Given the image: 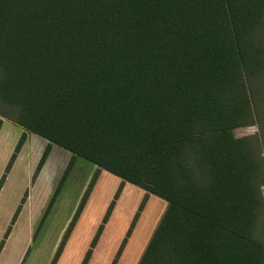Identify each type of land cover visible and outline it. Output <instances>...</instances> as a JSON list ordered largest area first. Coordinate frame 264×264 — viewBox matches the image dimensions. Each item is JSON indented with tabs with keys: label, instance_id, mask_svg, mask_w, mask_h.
Here are the masks:
<instances>
[{
	"label": "trees",
	"instance_id": "trees-1",
	"mask_svg": "<svg viewBox=\"0 0 264 264\" xmlns=\"http://www.w3.org/2000/svg\"><path fill=\"white\" fill-rule=\"evenodd\" d=\"M0 114L166 201L136 264H264V0H0Z\"/></svg>",
	"mask_w": 264,
	"mask_h": 264
},
{
	"label": "rangeland",
	"instance_id": "rangeland-1",
	"mask_svg": "<svg viewBox=\"0 0 264 264\" xmlns=\"http://www.w3.org/2000/svg\"><path fill=\"white\" fill-rule=\"evenodd\" d=\"M256 132L255 123L234 129L237 137ZM71 157L0 114V264H52L62 242L54 264H80L89 248L86 264L139 260L166 201L127 182L115 198L119 177Z\"/></svg>",
	"mask_w": 264,
	"mask_h": 264
}]
</instances>
